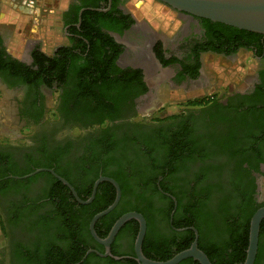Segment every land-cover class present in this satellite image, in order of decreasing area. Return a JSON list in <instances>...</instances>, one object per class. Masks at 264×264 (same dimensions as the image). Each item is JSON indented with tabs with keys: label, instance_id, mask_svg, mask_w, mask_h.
<instances>
[{
	"label": "flooded vegetation",
	"instance_id": "af4514ba",
	"mask_svg": "<svg viewBox=\"0 0 264 264\" xmlns=\"http://www.w3.org/2000/svg\"><path fill=\"white\" fill-rule=\"evenodd\" d=\"M128 2L118 0L117 9L129 15L133 23L121 32L106 30L105 33L121 47L116 66L123 70H140L141 85L128 88L124 101L101 116L80 111L66 117L64 113L56 114V110L63 105L60 95L64 93V87L57 90L53 86L55 92L50 93V89L43 85L32 87L6 80L0 75V83L20 96L16 98L17 118L22 124L21 128L28 130L22 139L25 143H4L0 145V154H8L12 166L21 169L25 165V155L29 156V160L37 161L41 151L45 156L58 158L59 166L64 171L73 172L77 167L81 168L80 178L86 176V170H89L80 161L85 154L91 153L98 159L109 160L111 163L107 164V169L121 172L125 188L117 210L145 214V218L140 215L151 239L156 235L169 239L173 230L177 233L185 231L177 230L174 222L182 219L186 207L192 206L202 220L206 217L215 220L220 197L229 190L233 174L247 168L246 162L236 165L230 158L236 148L230 147L229 143L238 140L244 136L243 132L249 130L264 133V36L226 32L224 28L204 25L202 19L178 13L187 20L182 33L176 39L169 40L162 33L154 32L149 24L139 25L126 9ZM78 3L79 0H71L67 9L62 11L61 27L63 14ZM110 7L111 0H108L105 9L96 10L107 12ZM63 31L67 37L65 29ZM35 48L29 49L24 59H17L6 50L4 33L0 30V49L28 67L33 65L32 53ZM133 57L137 59L133 60ZM148 61L153 68L151 72L146 68ZM220 63L244 71L246 76L240 80H245L246 86L219 99L216 94L207 93L206 89L208 80H213L208 74L209 70ZM192 91L201 92L202 96H193ZM50 94L56 97L49 108L47 99ZM171 94H180L184 100L173 101L170 97V101L164 103L163 100H167ZM188 94L192 97H187ZM181 103L184 106L177 112L164 109L165 105ZM219 117H225L226 121L219 122ZM241 120L252 123L246 125L250 128L242 130L243 127L239 125ZM243 143L247 142L244 140ZM254 143L248 142V145L260 149L264 155V142ZM96 168L99 169V164H96ZM171 170L174 173L169 175ZM249 170L252 199L256 204H264V161L258 162L256 170ZM162 172H166V176L160 180ZM135 178L141 182L139 188ZM153 180L162 182L167 190L158 184L157 192L143 187V183H152ZM44 184V179L37 178L19 191L0 189V230L3 236L0 264H24L22 257L28 256H35L40 261L48 257L44 251L49 245V237L37 229L32 230L30 226L55 216L50 198L42 197L46 192L43 191ZM179 205L181 208L176 211ZM130 221L134 222L128 223ZM108 222H101V227L105 228ZM138 231L139 223L136 220L127 221L109 246L111 256L99 257H110L116 262L131 258L138 264L134 251ZM108 233L102 235L106 237ZM208 239L202 237V242L206 243ZM54 243L57 245V242ZM88 245L90 250L98 253L102 250L100 254L106 251L95 240Z\"/></svg>",
	"mask_w": 264,
	"mask_h": 264
},
{
	"label": "trees",
	"instance_id": "16d2710c",
	"mask_svg": "<svg viewBox=\"0 0 264 264\" xmlns=\"http://www.w3.org/2000/svg\"><path fill=\"white\" fill-rule=\"evenodd\" d=\"M107 1L79 0L78 4L72 6L73 8L68 13L63 14L62 30L65 29L67 33L66 43L57 47L51 55L43 53L36 47L32 53L33 65L31 67L13 59L3 49H0L1 77L32 87L43 85L50 89V93L55 92L53 86L57 90L64 87L65 91L60 95L63 105L59 110H56V114L64 113L66 117L71 113L76 115L80 111L86 112L87 115L101 116L116 104L123 102L128 88L141 85V73L140 70H123L116 66L115 61L121 47L105 31L121 32L122 29L128 28L133 21L129 15L117 9L118 0H111V7L107 12L96 10L105 9ZM81 10L83 11L80 14ZM201 21L206 26L224 28L226 32L261 37L259 34L213 23L209 20L202 19ZM78 22L79 26H77ZM206 30L208 33V28ZM242 45L247 47L246 44ZM159 57L162 58V55L160 54ZM32 67L35 68L32 69ZM35 108L37 109L36 106ZM71 116L73 115L71 114ZM260 118L262 119L261 116ZM218 120L224 122L226 118L219 117ZM251 124L245 120L239 122V125L243 127L242 130L250 128L246 125ZM243 134L244 136L238 140L229 143L230 147L236 148L230 158L236 165L246 162L247 168L233 174L229 190L220 197V208L214 217L215 220L209 217L202 220L199 212H195L191 206L184 208L182 219L174 222L177 230L194 228L197 231V246L208 257L211 264L244 263L248 247L250 219L259 208L264 207V204L259 205L253 201L249 190V169L256 170L258 162L264 161V155L260 149L248 145V142L251 144L255 141L264 142V133L262 131L252 133L249 130ZM244 140L247 143H243ZM242 146L245 148H241ZM40 153L41 157L37 161L29 160V156L25 155V165L21 169L12 166L8 154H0V189L19 191L26 188L29 182L42 178L45 183L43 191H46L42 197L50 198L51 205L56 212L54 218L42 219L36 224L30 225L32 230L37 229L42 235L49 237V245L45 247L44 251L48 257L41 261L35 256L22 257L24 264H34L33 262L35 264H88L90 261H93L94 264H101V262L104 264H137L131 258L116 262L110 257L100 258L95 253H90L83 259L86 252L90 250L88 244L90 241H94L88 228L91 219L114 201L115 189L110 183H100L92 202L81 205L76 202L69 189L48 172H39L28 179L9 178L22 177L37 169H50L67 181L78 197L86 200L91 194L94 182L99 177H108L117 182L122 197L125 188L121 172L119 170L110 172L106 167L108 163H111L109 160L98 159L89 152L90 155L85 154L80 158V161L84 163L82 166L89 167V170H86L88 174L80 178L81 168L77 167L73 172L64 171L59 166L58 158H55L54 155L45 156L41 151ZM96 164H99V169H95ZM165 173H161L160 180L166 176ZM172 173L174 172L171 170L168 174ZM134 181L139 188L141 182L139 183L137 178ZM157 184L167 190L158 180H153L152 183L150 181L143 183V187L152 188L157 192ZM168 192L171 191L168 190ZM180 208L179 205L176 211ZM125 213L118 211L115 207L96 222L94 226L96 234L100 238H105L102 234L108 233L114 222ZM140 214L143 217L145 215ZM104 220L109 222L105 228H102L100 223ZM171 235L169 239H163V236L160 235L153 236L151 239L149 229L146 228L142 245L144 256L154 261H166L177 253L188 249L195 238L194 232L190 229L178 233L173 230ZM202 237L209 238L208 242L203 243ZM54 241L57 242V245ZM99 252L102 253V250ZM113 255L119 256L116 253ZM179 264L199 263L189 258ZM253 264H264V219L260 224L257 252Z\"/></svg>",
	"mask_w": 264,
	"mask_h": 264
},
{
	"label": "rangeland",
	"instance_id": "374dc122",
	"mask_svg": "<svg viewBox=\"0 0 264 264\" xmlns=\"http://www.w3.org/2000/svg\"><path fill=\"white\" fill-rule=\"evenodd\" d=\"M22 1L0 0V12L8 14L6 21H0V30L4 33L6 50L19 60L24 59L29 49L34 46H39L44 53L51 55L57 47L66 43L64 31L61 29L60 0H38L35 5L29 7L23 5ZM126 9L138 20L139 25L145 26L147 23L154 32L162 33L169 40L176 39L182 33L187 20L155 0H129ZM178 17L180 19L177 20ZM208 74L213 80H208L209 85L206 92L216 94L219 99L226 93L243 90L246 86L245 80H240L246 76L244 71L230 67L226 63L215 65ZM0 91V145L4 143L21 145L25 143L22 139L28 130L21 128L22 124L19 117L17 118L16 98L20 96L16 91L3 86L2 83H0ZM200 93L192 91L193 96H202ZM177 95L168 96V99L163 102L170 101V97L173 101L182 102L184 98H180V94ZM55 97V94L48 96L49 108ZM187 97L192 96L188 94ZM181 106L184 104H168L164 106V109L177 112ZM262 197H264V192ZM2 243L3 236L0 230V246Z\"/></svg>",
	"mask_w": 264,
	"mask_h": 264
},
{
	"label": "water",
	"instance_id": "95a60500",
	"mask_svg": "<svg viewBox=\"0 0 264 264\" xmlns=\"http://www.w3.org/2000/svg\"><path fill=\"white\" fill-rule=\"evenodd\" d=\"M163 6L173 10L174 12L189 15L198 19L209 20L213 23H219L230 26L246 32H251L264 36V0H155ZM48 171L54 178L66 186L72 193L77 203L87 205L92 202L95 197L97 187L102 182L110 183L115 189V198L113 203L105 210L93 216L89 223V231L93 239L106 248L104 254L97 251L89 250L86 254L95 253L100 257L111 256L109 246L116 236L119 229L129 220L133 219L139 223V231L135 240L134 251L138 264H179L182 261L191 258L199 264H211L208 257L198 248V233L194 228H189L194 232V241L190 247L183 250L166 261H154L147 259L141 252V245L144 239L146 225L143 217L138 213H126L122 215L112 226L108 235L101 239L97 236L94 226L96 222L103 216L110 213L118 204L121 191L117 182L108 177H99L93 185L92 191L88 199L82 200L76 194L73 187L64 179L60 178L52 170L37 169L34 172L22 177H10L14 179H26L39 172ZM264 219V207L259 208L251 217L249 223L248 247L246 250V258L243 264H253L257 252L258 235L261 221ZM187 230V229H183ZM182 231V230H180Z\"/></svg>",
	"mask_w": 264,
	"mask_h": 264
},
{
	"label": "crops",
	"instance_id": "0c3cea01",
	"mask_svg": "<svg viewBox=\"0 0 264 264\" xmlns=\"http://www.w3.org/2000/svg\"><path fill=\"white\" fill-rule=\"evenodd\" d=\"M70 2H71V0H60V8L62 9L61 11H65ZM7 15L8 14H6L4 12H0V21H3V20L6 21Z\"/></svg>",
	"mask_w": 264,
	"mask_h": 264
},
{
	"label": "built area",
	"instance_id": "2783aa9c",
	"mask_svg": "<svg viewBox=\"0 0 264 264\" xmlns=\"http://www.w3.org/2000/svg\"><path fill=\"white\" fill-rule=\"evenodd\" d=\"M35 2H38V0H29L28 2L27 0L22 1L23 5H26L27 7L35 5Z\"/></svg>",
	"mask_w": 264,
	"mask_h": 264
},
{
	"label": "bare ground",
	"instance_id": "6f19581e",
	"mask_svg": "<svg viewBox=\"0 0 264 264\" xmlns=\"http://www.w3.org/2000/svg\"><path fill=\"white\" fill-rule=\"evenodd\" d=\"M144 54V53H143ZM134 58L135 57H133V60H134ZM135 59H137V58H135ZM131 62V61H130ZM129 62V63H130ZM134 62V61H133ZM146 68L151 72V70H152V66H151V64L149 63V61H148V63L146 64Z\"/></svg>",
	"mask_w": 264,
	"mask_h": 264
}]
</instances>
